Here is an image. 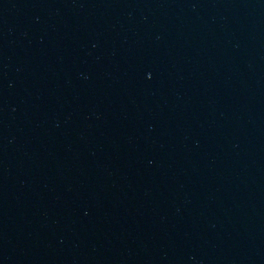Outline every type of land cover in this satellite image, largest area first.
<instances>
[{
  "label": "water",
  "instance_id": "95a60500",
  "mask_svg": "<svg viewBox=\"0 0 264 264\" xmlns=\"http://www.w3.org/2000/svg\"><path fill=\"white\" fill-rule=\"evenodd\" d=\"M0 264H264V0H0Z\"/></svg>",
  "mask_w": 264,
  "mask_h": 264
}]
</instances>
